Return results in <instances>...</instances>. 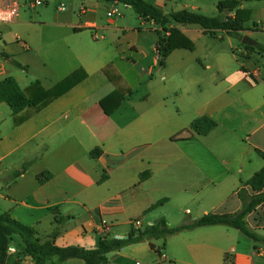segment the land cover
Listing matches in <instances>:
<instances>
[{"label": "crops", "instance_id": "0c3cea01", "mask_svg": "<svg viewBox=\"0 0 264 264\" xmlns=\"http://www.w3.org/2000/svg\"><path fill=\"white\" fill-rule=\"evenodd\" d=\"M72 1V13L57 18L50 33L33 34V26L47 22L43 13L32 22L27 11L0 29V53L7 55H0V81L14 78L28 96L36 82L52 90L76 71L85 73L42 107L15 113L0 101V214L34 227L43 242L94 248L101 236L126 237L137 220L141 228L161 219L174 227L210 212L239 211L237 190L264 167V55L237 47L225 31L172 24L179 29L172 41L187 39L193 48H175L161 67L152 20L137 15V24L127 26L130 6ZM145 1L164 13L206 14L210 6L218 12L222 0ZM241 8L251 11L243 34L264 46V0ZM9 26L29 28L17 50L10 48L15 41L7 43ZM224 35L228 46L220 45ZM18 55H24L21 71L9 66ZM107 97L110 114L101 104ZM202 117L215 128L192 134ZM247 222L264 236V204ZM153 243L164 251L136 243L109 253L106 264H264V244L226 225ZM12 246L0 264H36L19 235Z\"/></svg>", "mask_w": 264, "mask_h": 264}, {"label": "trees", "instance_id": "16d2710c", "mask_svg": "<svg viewBox=\"0 0 264 264\" xmlns=\"http://www.w3.org/2000/svg\"><path fill=\"white\" fill-rule=\"evenodd\" d=\"M108 2H119L130 6L136 14L144 20H152L157 26L158 34L157 54L159 57V65L163 67L167 57L178 47L193 48V43L184 39L180 43L173 42L174 35L179 33V29L172 24L200 25L205 33L215 34L216 31H225L228 35L238 38L242 41L244 32L247 30L245 23L250 17V9L241 8L243 2L262 1V0H222L218 3V15L209 16L202 12L183 9L164 13L160 8L145 0H104ZM233 14V15H232ZM169 32V36L164 33ZM247 50L256 51L264 55V46L258 43L256 46L242 44ZM1 56L7 57L5 53ZM85 73L76 71L72 75L59 82L52 90H45L40 87V82L34 83L35 93L30 97L23 91L14 78L7 77L0 81V101L10 105L15 113L22 111L27 106L42 107L49 100L68 92L77 85L83 78ZM105 98L101 104L107 114L112 112L106 107ZM117 99L115 108L120 104ZM216 126V122L209 117L196 119L190 128L192 134L207 135ZM99 151L95 150L92 155H97ZM264 157V152L259 151ZM20 172H16L18 176ZM144 177V176H143ZM237 196L242 203L239 211L233 213H207L190 222L179 224L171 227L165 219L159 220L153 225H147L143 228L132 227L126 237L101 236L98 238L96 247L85 248L79 245H71L66 247L57 246L54 240L43 242L38 236L37 230L25 225L9 214H0V263H4L7 259L9 246L14 235H19L24 244L25 253L30 256L36 264H62L69 259L79 258L85 264H106L107 255L111 252L120 250L126 246L149 242L152 249L160 253L153 240L167 238L186 230L197 227L210 225H226L233 227L257 243L264 244V236L251 228L247 222V216L257 210L264 204V167L257 171L249 180L244 182L237 190ZM55 234V233H54ZM55 259V260H53Z\"/></svg>", "mask_w": 264, "mask_h": 264}, {"label": "rangeland", "instance_id": "374dc122", "mask_svg": "<svg viewBox=\"0 0 264 264\" xmlns=\"http://www.w3.org/2000/svg\"><path fill=\"white\" fill-rule=\"evenodd\" d=\"M61 4H64L66 6L65 11H59V6ZM74 6H75V2L72 0H47V4H43L42 6L36 7L34 9L26 7V9H24L23 11L28 12V15L30 17L29 20H32V22H34L33 19L38 18V15L40 13H43L42 14L43 18H44L45 22H47V24L38 23L31 28V31L33 34H40L42 31H46V33L52 32L54 29L55 20L59 17L60 18L66 17L67 15L72 13V11L74 10ZM121 7H123V4L120 5V8ZM121 9L125 10V8H121ZM206 10L207 11L205 13L209 16H214V15L218 14V12L216 11V9H214L213 6L207 7ZM125 21H126L127 26H134L135 24H137L138 16L133 9L129 8V10H127V12L125 14ZM5 25H7V24H5ZM8 25H11V24H8ZM2 26H4V25H0V29L2 28ZM9 29L10 30L8 32V37H6L7 43L15 41L14 45L10 46L11 49H13V50L18 49L19 43H17L16 40H21L20 41L21 43H24V42L27 43V39L24 37L25 34L29 33V31H28L29 28L27 26H21V27L9 26ZM227 37H228L227 35H224V40L221 41L220 45L228 46L227 45L228 44V38ZM229 37H230V39H232L234 41V43L237 47H244L238 38H235V37L230 36V35H229ZM218 42H220V41H218ZM1 51H3V50L0 49V52ZM23 51H24V49H23ZM24 53H26V52H24ZM8 54L10 55L11 53H8ZM35 54H36V52H34L32 55H35ZM25 55H27V54H25ZM239 57L241 60H243V61L245 60L244 55H242L240 53H239ZM22 58H24V55H21V56L18 55L17 57L15 56L14 57L15 62L13 64L10 63L9 66L13 69H17L18 71L23 70V68H21L22 67L21 66ZM25 70H28V68L25 67ZM160 250H162V252H163L164 247L162 246L160 248Z\"/></svg>", "mask_w": 264, "mask_h": 264}, {"label": "built area", "instance_id": "2783aa9c", "mask_svg": "<svg viewBox=\"0 0 264 264\" xmlns=\"http://www.w3.org/2000/svg\"><path fill=\"white\" fill-rule=\"evenodd\" d=\"M43 4H47V0H0V25H5L12 23L19 19L21 13L26 7L28 8H36L42 6ZM66 7L64 4L59 6V11H65ZM110 16L112 13L109 14ZM169 32H165L164 35L169 36ZM134 226L136 228H141L140 221H135ZM109 226L103 225L101 227V232L103 234L107 233ZM11 251H14V247L9 248Z\"/></svg>", "mask_w": 264, "mask_h": 264}, {"label": "water", "instance_id": "95a60500", "mask_svg": "<svg viewBox=\"0 0 264 264\" xmlns=\"http://www.w3.org/2000/svg\"><path fill=\"white\" fill-rule=\"evenodd\" d=\"M241 43L249 46H256L258 44V42L255 39L251 38L248 35L243 36Z\"/></svg>", "mask_w": 264, "mask_h": 264}]
</instances>
